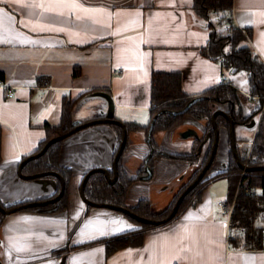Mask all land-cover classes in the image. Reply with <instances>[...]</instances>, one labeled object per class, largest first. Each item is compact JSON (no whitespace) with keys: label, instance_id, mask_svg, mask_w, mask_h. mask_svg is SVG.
I'll list each match as a JSON object with an SVG mask.
<instances>
[{"label":"crops","instance_id":"0c3cea01","mask_svg":"<svg viewBox=\"0 0 264 264\" xmlns=\"http://www.w3.org/2000/svg\"><path fill=\"white\" fill-rule=\"evenodd\" d=\"M28 3L43 7L23 6ZM193 5V0H0V36L11 41L0 43V79L13 92L8 97L0 87L2 203L30 204L57 192L56 176L24 179L18 166L47 138L46 124L62 123L65 102L70 103L74 128L111 118L126 129L117 161L123 127L114 121L94 122L61 140L59 164L70 172L67 207L57 212L16 208L6 214L0 224V264H264V232L258 248L233 246L228 215L218 207L225 202L220 199L224 193L217 192L214 181L227 176H213L227 171L231 150L234 154L229 126H218L215 159L203 176L209 182L198 201L164 225L142 229L127 213L105 206L110 203L88 206L80 196L91 170L116 182V162L117 174L129 181L124 205L116 206L130 209L147 200L151 213L158 214L205 166L214 141L208 119L179 112L183 108L169 109L168 125H156L154 72L179 81L181 99H201L218 85H232L234 113L240 109V118L249 117L234 124L235 150L239 160L251 155L259 127L258 112L252 113L258 107L252 109L244 100L262 106L264 100L250 94L245 72H234L205 53L209 22L218 35L228 33L229 23L218 12L208 21ZM231 22L247 33V44L264 62V0H232ZM229 106L209 101L211 116L219 109L229 112ZM188 154L194 159L177 157ZM137 230L136 243L109 248L112 238Z\"/></svg>","mask_w":264,"mask_h":264},{"label":"trees","instance_id":"16d2710c","mask_svg":"<svg viewBox=\"0 0 264 264\" xmlns=\"http://www.w3.org/2000/svg\"><path fill=\"white\" fill-rule=\"evenodd\" d=\"M195 11L206 20L209 21L212 12H218L225 21L229 23V31L225 35H218L214 31V26L209 22L210 40L206 47L205 53L214 59H221L222 66L231 68L235 71H242L248 75L250 94L259 96L263 100L264 96V62L260 60L258 55L252 51L249 44L246 42L247 33L234 26L231 22L232 0H193ZM227 49V51H226ZM170 76L171 74H163L154 72L152 77L153 93L152 99L155 102L156 110V125H166L169 109H182L190 101L191 97L180 98L178 88L179 81H175ZM217 99L219 102H229V114L234 120V123H243L249 117L240 118V109L238 113H234V103L237 101V95L232 85L223 83L207 92L201 99L196 100L185 112H193L196 117L208 119V129L213 135L214 129L211 123V112L209 110V101ZM70 103L65 102L63 106L62 123L57 126L45 125L47 138L41 142L38 149L34 152H39L45 143L50 139L61 136L58 140L52 142L47 149L39 156L32 157L23 165L24 174H33L43 171L58 172L65 181L64 193L60 199L50 201L60 190L58 186L57 192L50 196L37 201H46L44 204L31 205L29 203L10 206L22 210H34L39 212H57L67 207L68 204V181L70 172L65 167L59 164V143L63 138L69 135V131L74 128L70 120ZM258 112L256 109L252 115ZM167 113V115H166ZM217 125L229 126V120L222 114L216 116ZM171 123V122H169ZM155 125V126H156ZM168 125V124H167ZM208 155L203 162L202 167L207 162ZM182 159L192 160L194 154L177 156ZM251 157L254 162H249L250 165H264V136L262 133L261 123L256 132L252 149ZM1 160V153H0ZM242 162L245 159L240 158ZM242 168L239 166L233 151L230 152V161L228 169L225 172L216 174L213 179L221 175L228 178V192L225 204L227 207H232L230 216V225L238 226L242 229L240 233L230 234L229 240L233 246L245 247L247 244L258 248L262 245V225L258 221L264 219V169L255 171H245L242 174ZM119 172V168H118ZM199 172V171H198ZM197 172V173H198ZM195 174V177L197 176ZM194 177V178H195ZM209 182L208 179H201L193 189L185 193L182 201L179 204L177 212L174 216L158 225H164L174 219L180 211L188 206L194 205L199 199V193L202 187ZM129 181L121 173H118L116 182H107L106 178L101 173H92L89 175L84 186L85 196L97 205L110 203L113 205H124V192ZM183 190H181L180 193ZM179 193V194H180ZM178 194V195H179ZM178 195L170 206L161 213L152 214L147 200H141L138 205L130 207V209L142 217L162 219L171 212ZM25 205V206H24ZM90 206V205H88ZM132 220L141 225L142 229L156 226L137 220L135 217L127 214ZM4 217V216H3ZM2 220H0L1 223ZM140 231H134L130 236L121 235L112 238L109 243V248L120 247L130 243H136L140 237ZM113 242V243H111Z\"/></svg>","mask_w":264,"mask_h":264},{"label":"water","instance_id":"95a60500","mask_svg":"<svg viewBox=\"0 0 264 264\" xmlns=\"http://www.w3.org/2000/svg\"><path fill=\"white\" fill-rule=\"evenodd\" d=\"M197 99H199V97L197 98H193L192 100H190L186 106L180 110L179 112H183L185 110H187L189 108V106L191 104H193ZM218 114H222L224 115L228 120H229V134H230V138H231V143H232V147L234 149V154L237 158V161H238V164L239 166L245 170V171H255V170H261V169H264V165H248V164H245L244 162L240 161L238 156H237V153H236V139H235V126H234V120L233 118L231 117V115L224 111V110H216L212 113V116H211V123H212V126H213V129H214V141H213V145H212V151H211V155L208 159V161L206 162L205 166L201 169V171L198 173V175L196 176V178L186 187V189L184 190V193H182L176 203L174 204L171 212L169 213L168 216H166L165 218H162V219H152V218H147V217H142V216H139L138 214H136L135 212L131 211L128 207H124V206H116V205H111V204H105V206L107 207H110V208H114V209H117V210H120V211H123L133 217H135L137 220L141 221V222H144V223H148V224H160L162 222H166L167 220L171 219L174 214L177 212V209L179 207V204L180 202L182 201L183 197H184V194L188 191H190L191 189H193V187H195V185L202 179V177L204 176L206 170L210 167L211 163H212V160L214 158V155L216 153V150H217V146H218V140H219V128H218V125H217V122H216V116ZM100 121H106V122H111V121H114L118 124H120L122 127H123V134H122V141H121V144H120V147L118 149V152L115 156V161H117L118 157H119V154L121 153V151L123 150L124 148V145H125V141H126V129L124 127V124L121 123L120 121L118 120H115V119H111V118H106V119H102V120H94V121H88V122H84L82 124H78L75 128H73L72 130L69 131V134L73 133L75 130L77 129H80L82 127H86V126H89L91 124H93L94 122H100ZM61 136H56L52 139H50L49 141H47L45 143V145L43 146V148L31 155V156H28L26 158H24L19 166H18V174L24 178V179H29V178H36V177H40V176H48V175H54L56 176L59 180H60V190L59 192L50 199V201H55V200H58L60 199V197L62 196V194L64 193V189H65V181L63 179V177L58 173V172H54V171H43V172H37V173H33V174H23L22 173V167L23 165L29 161L32 157H37L39 155H41L46 149L47 147L54 141L58 140ZM102 171L106 174L107 178L110 180V176H109V173L106 171V170H103ZM92 173V170L89 171L81 185H80V196L81 198L83 199V201L86 203V204H90V205H97L95 203H93L90 199H88L86 196H85V193H84V185H85V182H86V179L89 177V175ZM114 177L116 178L117 176V169H116V162H114ZM46 203V201H34V202H31L30 204L31 205H37V204H44ZM25 206V205H24ZM16 208H11L9 210L6 211V213H10L12 211H14Z\"/></svg>","mask_w":264,"mask_h":264},{"label":"rangeland","instance_id":"374dc122","mask_svg":"<svg viewBox=\"0 0 264 264\" xmlns=\"http://www.w3.org/2000/svg\"><path fill=\"white\" fill-rule=\"evenodd\" d=\"M225 30H219L218 32L220 33H223ZM231 73L232 72H226V74H228V76H231ZM242 72H238L236 75H237V78H239L241 81L245 82V76L243 75L244 73ZM244 101H247L248 103H246V105L249 107H252V109H255L256 107H258V114L255 116V118L258 120L259 124L261 123V128H262V133H263V136H264V105L262 106L258 101H253L251 103L250 99H245ZM251 162V161H249ZM248 162V163H249ZM254 162V161H252ZM250 165V164H249ZM242 174H244V170H242ZM215 188L217 190V192H219V190L224 193V197L220 199H222L221 201H225L226 198H227V188H228V179L227 177H220V178H217L215 179ZM258 224L259 225H264V220H260L258 221Z\"/></svg>","mask_w":264,"mask_h":264},{"label":"built area","instance_id":"2783aa9c","mask_svg":"<svg viewBox=\"0 0 264 264\" xmlns=\"http://www.w3.org/2000/svg\"><path fill=\"white\" fill-rule=\"evenodd\" d=\"M0 87H4L5 89H6V94H7V96L8 97H12L13 96V92H12V90H11V88H9L4 82H3V80H1L0 79ZM263 100H264V96H263ZM249 161H254V159L251 157V155L250 154H248L247 156H246V158H245V161H244V163L245 164H248L249 165ZM245 171V170H244ZM218 207L220 208V210H221V212L223 213V214H226V215H228V219H229V222H228V227H227V233H228V236L230 235V234H236V233H240L241 231H242V229L240 228V227H238V226H231L230 225V216H231V212H232V207H227L226 206V204H225V202H219L218 203ZM262 232H264V229H262ZM251 246H250V244H247L244 248L245 249H249Z\"/></svg>","mask_w":264,"mask_h":264},{"label":"snow or ice","instance_id":"6c2138e0","mask_svg":"<svg viewBox=\"0 0 264 264\" xmlns=\"http://www.w3.org/2000/svg\"><path fill=\"white\" fill-rule=\"evenodd\" d=\"M9 2L11 3H20L21 0H9ZM61 2H66V0H61ZM186 3H191V0H185ZM23 6L25 7H33V8H37V7H43L42 4H37V3H28V4H24ZM72 6H76L75 4H73ZM51 9H46V11H50ZM60 15H63V13H59ZM59 30V29H58ZM11 41L8 39V37L6 35L0 36V43H10ZM227 51V49H226ZM127 227L131 228V225H128ZM122 229H116V231H121ZM103 235V233H101ZM17 251H20V249H17ZM262 260H264V257L261 258Z\"/></svg>","mask_w":264,"mask_h":264},{"label":"flooded vegetation","instance_id":"af4514ba","mask_svg":"<svg viewBox=\"0 0 264 264\" xmlns=\"http://www.w3.org/2000/svg\"><path fill=\"white\" fill-rule=\"evenodd\" d=\"M235 124V123H234ZM217 151V150H216ZM211 153V152H210ZM211 155V154H210ZM215 155H216V153H215ZM215 155H214V158H213V160H212V163L214 162V159H215ZM209 157L210 156H208V159H209ZM150 158V157H149ZM149 158H148V162H149ZM208 159H207V161H208ZM212 163H211V165H212ZM211 165H210V167H211ZM210 167H209V169H210ZM202 169V168H201ZM200 169V170H201ZM208 169V170H209ZM207 170V171H208ZM206 171V172H207ZM206 174V173H205ZM117 176H118V174H117ZM117 176H116V178H117ZM116 178H114V179H116ZM202 179H204V177L202 178ZM87 180V179H86ZM86 183V182H85ZM85 186V185H84ZM186 189V187L183 189V193H184V190ZM181 192V191H180ZM187 193V192H186ZM182 193H180L179 195H178V197L181 195ZM185 195V194H184ZM178 197H177V199H178ZM177 201V200H176ZM52 202V201H51ZM176 203V202H175ZM12 207H10V205H5L4 203H2V201L0 200V220H2L1 221V223L3 222V219H4V217L6 216V214H8V213H6V211L7 210H9V209H11ZM4 216V217H3ZM152 219H154V218H152ZM0 223V224H1Z\"/></svg>","mask_w":264,"mask_h":264}]
</instances>
